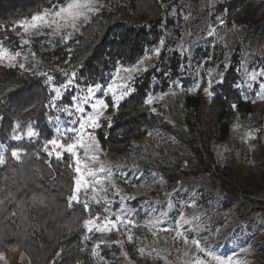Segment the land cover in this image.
Here are the masks:
<instances>
[{
  "label": "rangeland",
  "instance_id": "obj_1",
  "mask_svg": "<svg viewBox=\"0 0 264 264\" xmlns=\"http://www.w3.org/2000/svg\"><path fill=\"white\" fill-rule=\"evenodd\" d=\"M60 1L58 6L66 2ZM128 1L100 0L103 7L95 14L90 13L87 21H80L75 31L66 29L57 35L51 34L49 29H43L49 33L46 35H39L40 30L23 32L22 36L30 43L23 44L21 41L22 49L18 50L21 56L11 63L4 59L0 64L19 66L23 63L24 70L35 69L46 73L52 77L49 83L53 91L59 86L53 84L50 66L38 50H54L62 43L74 40L81 27L94 15L115 10ZM224 1L166 0L161 39L156 45L146 46L144 55L135 64L118 61L115 69L108 73L106 85L98 81L89 84L74 72L73 83L67 88H60V98H56L53 91L50 123L55 127L57 136V126L61 133L65 128H79L78 123H71L80 115L74 112L73 97L86 94L88 87L95 89V85H101L100 90L95 91L93 102L97 98L107 104L111 102L112 108L109 104L100 116L101 125L134 92L136 78L150 69L158 66V71L169 82L165 91L151 93L148 97L152 100L147 103L153 113L146 126L147 132L143 137L133 138L128 152L123 154L136 156L142 150L139 145L152 147V161L147 168H137L126 174L129 166L123 168V164L116 163L117 158L122 156H106L97 133L101 126L88 128L85 132L86 140L87 133H92L99 141L101 161L113 169L111 179L103 183L116 186L115 189L110 187L108 193L112 211L103 213L97 223L103 222L104 215L115 219V213L121 208V196L124 197L127 214L134 221L122 226L119 231L94 230L90 233L86 230V243L92 240L102 245L104 253L114 252L109 264H191L194 256L202 254L196 252L194 245H185L182 236L177 238L175 228L178 222L182 224L181 232L187 230L189 237H202V246L208 245L226 260L230 257L233 264H264V106L260 104L264 102V21L253 28L229 25L225 14L217 13L215 9ZM67 33L70 35L64 39L63 35ZM0 45L9 52H16L2 43ZM157 49L159 54L156 53ZM235 56L239 59L238 87L244 100L256 104V110L252 114L237 112L228 139L213 142L210 152L200 150L197 136L190 133L186 123L185 99L188 95L199 94L212 98V86L223 80ZM136 65L141 69L147 68V71L118 73L119 69ZM57 69L61 71L62 67L58 66ZM72 73L65 75L67 80ZM155 81L162 84L159 78ZM121 84L127 87H116ZM108 85L116 87L115 98L108 91ZM205 89L212 95L209 96ZM123 91H127V95L121 96ZM67 95H72L71 102L62 103ZM69 105L72 106L73 116L61 110ZM85 110L86 113L92 112L90 105H86ZM21 136L22 139H37L27 137L26 133ZM76 177L79 178L77 173ZM84 179L90 181L91 177ZM116 191L120 195H115ZM74 194L78 195V201L73 203H84L83 186L79 193L74 191ZM91 196L89 192L87 199L90 206L95 205ZM181 214L191 223L180 222ZM155 218H160L161 223L154 224ZM164 228L168 230H162ZM129 233L133 236L132 242L127 239ZM141 248L145 249L143 253L139 251ZM125 252L127 257L124 256ZM0 254H4L2 248ZM101 261L97 260L95 264L107 263ZM21 263L29 264L25 255L21 256Z\"/></svg>",
  "mask_w": 264,
  "mask_h": 264
},
{
  "label": "trees",
  "instance_id": "obj_2",
  "mask_svg": "<svg viewBox=\"0 0 264 264\" xmlns=\"http://www.w3.org/2000/svg\"><path fill=\"white\" fill-rule=\"evenodd\" d=\"M59 2L62 1L0 0V43L12 51L21 50L23 29L18 22L30 20ZM165 2L129 0L115 10L94 15L74 40L54 50H38L50 66L53 84L61 86L67 81L65 73L77 72L89 84L98 81L106 85L108 73L118 61L135 64L146 46L156 45L161 39ZM215 9L225 14L229 25L253 28L264 21V0H226ZM39 73L0 64V143L24 150L19 161L11 158L10 151L6 153L7 165L0 167V187L14 194L6 197L5 192H0L4 200L0 205V249L5 257L0 263L22 264L21 256L25 255L29 264H95L88 252L83 221L104 212L100 205L90 206L89 212L83 202H70L77 177L69 154L57 159L42 151L43 142L56 133L50 123L54 92L48 76ZM156 78L161 79V85L156 84ZM239 80V59L235 56L223 80L212 86V98L201 94L186 97V123L190 133L197 136L200 150L210 152L213 142L228 139L237 112H255L256 104L244 100ZM134 87V92L98 129L107 157L127 153L132 139L146 134L153 113L147 99L151 93L165 91L169 82L156 66L136 78ZM71 100L72 95H67L62 103ZM260 104L264 106V102ZM29 127L38 131L37 139H12L13 135L25 134ZM5 176L12 179L5 180ZM34 192L43 193V204L32 201Z\"/></svg>",
  "mask_w": 264,
  "mask_h": 264
},
{
  "label": "snow or ice",
  "instance_id": "obj_3",
  "mask_svg": "<svg viewBox=\"0 0 264 264\" xmlns=\"http://www.w3.org/2000/svg\"><path fill=\"white\" fill-rule=\"evenodd\" d=\"M103 5L100 3V0H66L65 3L52 7L38 12L37 14L33 15L30 20L20 21L18 22L17 26L23 29L24 33H28L29 30H40L38 32L39 35H46L49 33H45L43 29H49L50 33L53 35L62 34V30L72 29L75 31L78 27L80 21H87L89 19V14H95L98 12ZM70 33L63 35L64 39H67ZM21 41L23 44H29L30 40L21 36ZM156 53L159 54V49L156 50ZM20 51L16 52H9L6 50L2 45H0V61L7 59L9 62H14L17 57L21 56ZM142 63V62H141ZM21 68H24V64L21 63L19 65ZM123 71L125 73H133V72H140V71H147V68L141 69L139 65L134 67H126L118 70ZM40 75H47L46 73H39ZM65 75H68L65 73ZM264 75V73H262ZM75 77V73L71 74V77L67 80L66 84H63L59 87H55L53 91L55 92V97H61L60 88H67L69 85L73 83V78ZM130 77H125L128 79ZM47 79L49 81L52 80L51 76H48ZM253 79H255V74L253 75ZM116 87L126 88V85H116ZM116 87L113 85H108V91L113 93L114 98L116 97ZM101 85H95V89L93 87L87 88V93L80 96V97H73L75 101V113H79L80 115L71 121L72 124H79V128H65L64 131L61 133L60 128L56 127L57 136L47 139L43 142L42 151L48 156L51 157L55 154L57 159H61L64 153L69 154L70 158L74 161L75 165V172L78 174V177L75 180V192L79 193L82 186L85 192V201H84V209L87 211H91L90 204L87 199V195L89 192L92 193L91 200L100 205L104 213H109L112 211L111 203L108 193L110 187L115 189V185H105L103 183L104 180H110L113 175V169L111 166L106 165L103 161H101L100 153L101 148L99 141L96 140L95 136L92 133H87V140L85 139V132L86 129L92 128L97 129L101 125L99 123L100 116L102 112L109 107V104L105 103L104 100L95 99L93 102V97L95 91L100 90ZM209 96L212 95L208 89H205ZM121 96L127 95V91H123L120 93ZM148 103H151V98L148 99ZM90 105L92 112L86 113L85 106ZM235 107V105H233ZM72 106H63L61 108L62 111L68 113L69 116H73L74 112L71 110ZM19 127V125H17ZM72 133L73 135H68ZM27 137L33 138L38 137L39 133L34 131L31 127L28 128L26 132ZM13 140H20L22 139L21 135H13ZM10 151L11 158L19 161L21 159V154L24 151L21 146H6L4 143H0V167H5L7 165L6 153ZM39 155V153H37ZM72 165H70L71 167ZM15 171V170H13ZM84 177H91V180H85ZM5 180L12 179L11 177L5 176ZM14 182V181H13ZM0 192H5L6 197L14 195L10 191H6L5 187H0ZM115 195H120L119 191L115 192ZM34 203L43 204L44 203V196L43 193H33L31 197ZM71 201H78V195L74 194L69 198ZM124 197L121 196V208L119 211L115 213V219H111L108 215H104L102 220L103 222L98 224L97 221L101 220V215L99 212L95 216L89 215L83 221V227L88 232L95 231H111L115 229L119 231L122 226H126L128 224H133L126 212L127 206L123 203ZM4 203L3 199H0V205ZM15 213H13L14 215ZM180 222L183 224H190L191 221L185 219L183 214L179 217ZM154 224H160V218H155L153 221ZM181 223H177L175 231L177 238L183 237L185 245L189 243L195 246L196 252L202 254L196 255L191 260V264H211V262H215V264H233L231 258L229 257L227 260L223 257L216 254V252L209 247L208 245L202 246L203 238L198 236L189 237L187 235V230L181 232ZM167 231V228L162 229ZM127 239L129 242H132L133 236L131 233L127 235ZM118 243V242H116ZM99 245L93 248V253H95L96 248ZM141 253L145 251V249H139ZM248 251V249H245ZM187 254V253H186ZM127 252L124 253V256L127 257ZM206 257L207 259H204ZM5 257L3 254H0V260H4ZM101 259H103L101 257Z\"/></svg>",
  "mask_w": 264,
  "mask_h": 264
},
{
  "label": "built area",
  "instance_id": "obj_4",
  "mask_svg": "<svg viewBox=\"0 0 264 264\" xmlns=\"http://www.w3.org/2000/svg\"><path fill=\"white\" fill-rule=\"evenodd\" d=\"M263 1V0H262ZM140 149H144V151L142 152V150H140L141 152L138 154V155H131V154H127V155H119V156H122L121 158H117V157H114V158H117L116 160V163L117 164H123V168H125V166H129V169H126L127 171L125 172L126 174L130 172V170H134V169H137V168H141V169H144V168H147L149 166V164L151 163L152 161V151H153V148L152 147H146V148H143L142 145H139L138 146ZM129 170V171H128ZM150 178H151V175H149ZM148 176V177H149ZM88 252H89V255L90 257L97 263V260L101 261V263H104V260L105 262H107L106 264H109V262L111 261V258L114 257L113 253L110 254V253H104V248L102 247L101 244L99 243H96L92 240H89L88 241ZM96 245H99L98 248H96V251L95 253H93V248L96 247ZM106 254V255H104ZM101 257L103 259H101ZM114 262V260H112ZM99 264V263H98Z\"/></svg>",
  "mask_w": 264,
  "mask_h": 264
}]
</instances>
